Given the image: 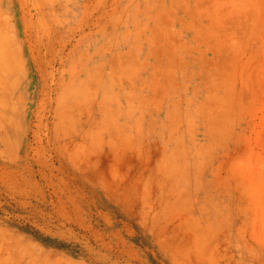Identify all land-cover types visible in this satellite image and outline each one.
<instances>
[{"label":"rangeland","instance_id":"1","mask_svg":"<svg viewBox=\"0 0 264 264\" xmlns=\"http://www.w3.org/2000/svg\"><path fill=\"white\" fill-rule=\"evenodd\" d=\"M0 264H264V0H0Z\"/></svg>","mask_w":264,"mask_h":264}]
</instances>
